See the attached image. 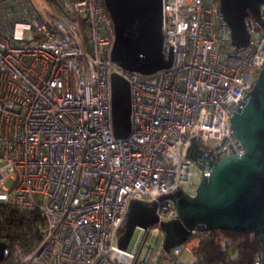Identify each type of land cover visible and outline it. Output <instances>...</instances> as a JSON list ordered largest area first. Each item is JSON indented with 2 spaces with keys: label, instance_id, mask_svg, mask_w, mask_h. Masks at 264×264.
<instances>
[{
  "label": "built area",
  "instance_id": "built-area-1",
  "mask_svg": "<svg viewBox=\"0 0 264 264\" xmlns=\"http://www.w3.org/2000/svg\"><path fill=\"white\" fill-rule=\"evenodd\" d=\"M219 3L161 0L172 63L141 74L111 59L104 0H0V208L37 215L24 246L0 232V264H215L195 253L211 230L165 250L159 223L176 217L161 196L193 195L184 188L210 175L208 160L244 152L230 118L264 63V1L241 47ZM112 74L129 85L124 138L113 135ZM131 200L155 202L158 222L121 249Z\"/></svg>",
  "mask_w": 264,
  "mask_h": 264
},
{
  "label": "water",
  "instance_id": "water-1",
  "mask_svg": "<svg viewBox=\"0 0 264 264\" xmlns=\"http://www.w3.org/2000/svg\"><path fill=\"white\" fill-rule=\"evenodd\" d=\"M263 1L220 0V11L235 47L248 42L244 24L248 13L261 23ZM104 4L114 27V62L141 74L170 67L172 54L163 53L161 0H104ZM129 117V85L121 76L112 74L111 118L115 138L127 136ZM230 126L243 154L208 160L212 171L199 181L193 195L179 188L160 197L170 200L176 210L175 218L159 223L164 232L163 248L168 250L183 243L195 229L231 230L258 237L264 264V63L247 99L230 118ZM192 143L199 149L194 140ZM155 211V202L130 201L118 237L121 249L126 248L135 227L146 229L158 222ZM8 252V246L0 243V261Z\"/></svg>",
  "mask_w": 264,
  "mask_h": 264
},
{
  "label": "trees",
  "instance_id": "trees-1",
  "mask_svg": "<svg viewBox=\"0 0 264 264\" xmlns=\"http://www.w3.org/2000/svg\"><path fill=\"white\" fill-rule=\"evenodd\" d=\"M28 212L5 211L0 208V232L11 241L24 246L31 233L29 224L37 218ZM122 232V229H121ZM226 240V247L219 245V239ZM260 251V242L254 234L231 230L211 231V235L200 242L195 250L202 262L215 264H252Z\"/></svg>",
  "mask_w": 264,
  "mask_h": 264
},
{
  "label": "rangeland",
  "instance_id": "rangeland-1",
  "mask_svg": "<svg viewBox=\"0 0 264 264\" xmlns=\"http://www.w3.org/2000/svg\"><path fill=\"white\" fill-rule=\"evenodd\" d=\"M10 184H11V182L9 181V182H7L6 186H7V187L10 186ZM184 189H185L186 191H189L190 193H193V191L195 190V187H187V186H185ZM139 233H140V231H139L138 229H136V230L134 231L132 242L137 238V236H138Z\"/></svg>",
  "mask_w": 264,
  "mask_h": 264
}]
</instances>
